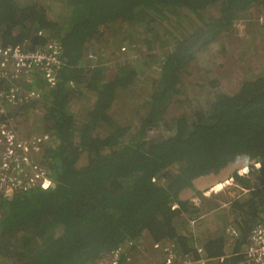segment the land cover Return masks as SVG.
Segmentation results:
<instances>
[{"label": "trees", "instance_id": "1", "mask_svg": "<svg viewBox=\"0 0 264 264\" xmlns=\"http://www.w3.org/2000/svg\"><path fill=\"white\" fill-rule=\"evenodd\" d=\"M262 6L264 0H0L5 43L27 41L32 48L59 40L67 64L58 87L40 102L46 114L39 124L57 137L48 154L57 165L55 187L0 199V264H95L146 234L187 254L192 245L184 216L196 218L199 210L179 201L180 192L199 174L240 159L256 160L257 172L234 176L249 190L246 200L231 202L240 232L233 252L239 253L253 227L264 222V70L244 77L234 94H218L197 101L198 109L188 104L181 114L167 116L182 102L181 84L197 55ZM119 23L134 34L144 30L149 51L174 45L162 59L144 100L146 113L136 125L120 122L113 110L122 91H138V70L122 63L109 80L102 68L93 74L83 68L100 29ZM7 84L0 80V88ZM85 92L93 101L77 123L70 103ZM162 127L173 135L155 143L150 130ZM181 230L189 231L187 236ZM226 246L223 233L205 242L211 258L225 256Z\"/></svg>", "mask_w": 264, "mask_h": 264}, {"label": "built area", "instance_id": "2", "mask_svg": "<svg viewBox=\"0 0 264 264\" xmlns=\"http://www.w3.org/2000/svg\"><path fill=\"white\" fill-rule=\"evenodd\" d=\"M252 23L264 30V6L253 9L245 18L236 21L232 29L233 34L238 38H245ZM137 48L135 44H123L110 53L118 57L128 55ZM109 49L89 51L83 68L91 74L100 68L105 70L112 63ZM136 56L141 59L142 53ZM66 67L62 43L59 40L48 39L43 46L31 48L27 41L7 44L0 33V80L8 82L4 89L0 88V199L5 202L18 194L36 189L48 190L55 184L52 162L48 154L55 146L57 137L45 127L39 130L31 128L26 120L32 115L39 116L40 120L44 118L46 113L40 103L44 91L58 87L61 70ZM33 85L36 86L34 89ZM68 85L71 88L76 86L73 81ZM27 106L32 108L25 112L23 108ZM75 122L81 121L75 118ZM33 126H37V123ZM260 166L259 163L255 165L257 169H260ZM249 169L250 167L245 168L237 175L245 176ZM234 181L233 177L225 183L230 184ZM236 186L244 193H249V190L243 189L237 183ZM209 192L202 194L206 197L210 195ZM178 208L176 204L172 210ZM1 214L0 209V220ZM198 221L199 218H187L188 226L193 229ZM191 234L194 233L192 231L188 233L192 251L187 254L175 250L172 243L151 240L157 259L154 260L149 253H143L144 248H140L138 242L132 241L106 253L95 264H138V259L143 260L145 264H264V222L253 227L247 243L239 253L233 252L234 245L231 252H226L225 256L218 258L209 257L205 242L198 240L196 235L193 238ZM223 235L228 239L229 245L236 243L240 235L238 226L231 222ZM237 257L242 259L236 260Z\"/></svg>", "mask_w": 264, "mask_h": 264}, {"label": "rangeland", "instance_id": "3", "mask_svg": "<svg viewBox=\"0 0 264 264\" xmlns=\"http://www.w3.org/2000/svg\"><path fill=\"white\" fill-rule=\"evenodd\" d=\"M57 8H52V11L55 12ZM131 30H127L126 26L120 23L105 26L100 29L101 33L98 35V37L101 38L94 44L92 43L94 47L90 50L97 51L100 48H110L108 53L109 57L112 58V63L104 70V74L109 80L113 78L117 70L116 68L123 65L122 63L131 64V66L139 72L137 80L139 84L137 88L138 91L129 94L128 92L130 91H122L119 95V101L117 102L119 105L113 110V116L125 125L140 124L143 119V114L146 113L147 109L143 105L145 102L144 100H146L147 96L151 93L153 82L159 75L162 59L174 49V45H167L163 48L160 47V45H155L153 49L149 51L146 49L147 45L143 43L146 38L144 30H137V34L130 32ZM163 36L166 38L165 41L169 42V38H167L168 34L165 35L163 33ZM150 38L152 41L155 40L153 37ZM123 39L126 41L122 42ZM159 41L163 42L162 45H164L162 35L159 37ZM123 44H135L138 48L134 52H129L128 55L118 57L110 53L114 52L116 48ZM138 52H140V54L142 53L141 59L136 56L140 55ZM196 58L197 59L188 68V75L184 76L181 84V90L184 91V94L179 100L182 102H178L180 104H178L177 111L169 113L167 120H169L171 116L181 114L188 104L193 111L199 108L201 101L205 102V100L212 98V96H217L218 94H234L239 90V85L244 77L259 75L261 70H264V41L252 39L251 36L247 35L245 38H238L235 37L233 33L226 34L218 43L209 46L204 52L199 53ZM35 87V85L32 86L33 89ZM85 94L86 92L84 96ZM84 96L74 98L70 103V110L74 112V114L79 115L78 117L80 118H77L80 121L82 118L81 116L85 115L87 110L90 109V103L93 101L91 95L89 96L88 93L85 98ZM29 117L26 121L30 124L29 126L31 128H37L38 126H40L39 129L43 128L39 124V116L32 115ZM34 123H37V126H33ZM149 135L152 138L158 139L173 135V131H170L166 127H162L150 130ZM85 160L86 157H83L80 164L85 165ZM51 168L52 170L57 169V165L52 164ZM251 168H253V170H251ZM257 170L259 169L255 166L250 167L249 172L242 177L250 176V172H257ZM209 193L210 195L206 197L203 194H199L189 201V205L193 210H199L197 213L198 216L196 217L197 219L199 218V221L194 229L187 226V230L190 232L192 231L194 233L191 234L192 237L194 238L196 235V238L201 240L202 243L208 241L213 235L224 234L228 225L231 222L235 223V217L230 214L231 202L236 199L246 200L249 195L237 187L235 181L234 183L226 184L222 189ZM184 217L187 223L189 215H185ZM180 233L184 235L187 234L183 230H181ZM136 242L139 243V246H141L140 248H144V254L149 253V256L154 258V260L156 259L153 244L147 234L140 241ZM227 244L226 252H231L232 246H234L235 243L229 245L228 241ZM139 263L145 264L143 260H140Z\"/></svg>", "mask_w": 264, "mask_h": 264}, {"label": "water", "instance_id": "4", "mask_svg": "<svg viewBox=\"0 0 264 264\" xmlns=\"http://www.w3.org/2000/svg\"><path fill=\"white\" fill-rule=\"evenodd\" d=\"M162 138H158L155 143L162 142ZM258 164L256 160L240 159L230 162L223 166L218 172L212 171L206 174H199L191 180V185L185 190L183 189L179 194V201L189 202L199 194L213 189L215 186L229 181L233 176L238 174L239 171L255 166ZM55 187V184L54 186ZM172 203H170L171 207Z\"/></svg>", "mask_w": 264, "mask_h": 264}, {"label": "crops", "instance_id": "5", "mask_svg": "<svg viewBox=\"0 0 264 264\" xmlns=\"http://www.w3.org/2000/svg\"><path fill=\"white\" fill-rule=\"evenodd\" d=\"M232 33H233V31H232ZM247 36H251L252 39H258V40L264 41V30L260 29L255 23L251 24L249 26ZM261 73H262V70H261L260 74ZM137 258H139V256ZM137 261H138V264H140L139 263L140 259H138Z\"/></svg>", "mask_w": 264, "mask_h": 264}, {"label": "bare ground", "instance_id": "6", "mask_svg": "<svg viewBox=\"0 0 264 264\" xmlns=\"http://www.w3.org/2000/svg\"><path fill=\"white\" fill-rule=\"evenodd\" d=\"M245 172H246V171H245ZM242 173H244V172H242ZM226 184H227V183H221V184L215 186L213 189H211V190H209V191L212 193V192H214V191H217L218 189H222ZM220 185H221V186H220ZM219 186H220V188H219Z\"/></svg>", "mask_w": 264, "mask_h": 264}, {"label": "clouds", "instance_id": "7", "mask_svg": "<svg viewBox=\"0 0 264 264\" xmlns=\"http://www.w3.org/2000/svg\"><path fill=\"white\" fill-rule=\"evenodd\" d=\"M45 92H47V90H46V91H44V93H45ZM43 95H44V94H43ZM41 100H42V99H41ZM40 102H41V101H40ZM36 104L38 105L39 103H36ZM41 104H42V103H41ZM42 105H43V104H42ZM233 177H234V176H233Z\"/></svg>", "mask_w": 264, "mask_h": 264}]
</instances>
